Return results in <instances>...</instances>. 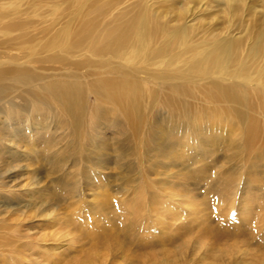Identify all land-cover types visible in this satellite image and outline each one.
I'll return each instance as SVG.
<instances>
[{
  "label": "rangeland",
  "instance_id": "374dc122",
  "mask_svg": "<svg viewBox=\"0 0 264 264\" xmlns=\"http://www.w3.org/2000/svg\"><path fill=\"white\" fill-rule=\"evenodd\" d=\"M142 19L163 31L154 43L180 35L183 42L177 38L169 55L151 66L130 59L131 49L104 55L111 65L128 61V68L157 81L198 88L217 71L189 75L190 63L223 45L234 56L230 83L264 92V0H0V53L50 74L71 72L80 54L89 57L85 50L73 57L62 52L79 29L98 35ZM143 111L150 114L147 104ZM207 150H180L173 161L144 158L141 150L122 160L107 152V165L90 169L70 161L55 173L48 164L30 165L16 178L22 193L28 189L30 208L21 206L22 198L20 207L8 206L14 220L0 233L14 248L24 245L25 255L13 258L12 246L5 247L0 264H264V166L228 163L233 155L226 150L200 155ZM235 173L230 207L226 195L218 196L224 194L218 180Z\"/></svg>",
  "mask_w": 264,
  "mask_h": 264
},
{
  "label": "bare ground",
  "instance_id": "6f19581e",
  "mask_svg": "<svg viewBox=\"0 0 264 264\" xmlns=\"http://www.w3.org/2000/svg\"><path fill=\"white\" fill-rule=\"evenodd\" d=\"M109 28L97 35L91 28L82 27L77 35L66 39L62 46L66 56L73 57L75 51L82 50L89 55L87 58L80 54L70 65L71 72L64 69L50 74L46 69L27 66L29 61L20 63L17 58L0 53L1 234L14 220L8 206H19L22 198L21 206L30 208L29 198H24L29 197L28 189L23 194L16 178L25 176L34 163L51 165L53 173L70 161L73 166L84 162L91 169L109 164L104 158L107 152H118L122 160L137 150L142 151L144 158L154 154L173 161L174 154L191 147L208 148L200 155L211 158L215 153L212 149L230 151L233 157L227 162L239 167L264 166V92L240 87V82L230 83L236 78L227 73L234 58L230 48L216 45L190 63L189 75L217 71L215 79L191 88L175 83L176 79H152L140 72L143 69L137 72L128 68V61L113 66L107 56L103 58L106 54L121 57L131 49L130 59L138 56L142 65L151 66L162 62L177 38L183 42V36L154 43L152 39L164 36L163 31L153 29L145 19ZM97 57L99 61L90 60ZM178 72L175 69L174 73ZM181 73L186 74V70ZM145 104L148 116L143 111ZM85 176L83 182L89 184L90 175ZM236 176H220L218 180L224 191L218 196L226 195L230 207V199L237 191ZM14 242L0 236V252ZM11 250L13 258L22 259L25 255L24 245L16 244ZM1 260L0 254V263Z\"/></svg>",
  "mask_w": 264,
  "mask_h": 264
}]
</instances>
